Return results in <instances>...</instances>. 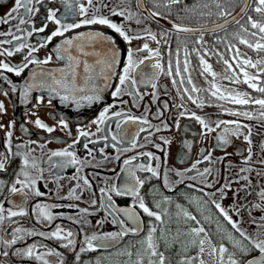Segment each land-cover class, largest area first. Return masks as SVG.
<instances>
[{
	"label": "snow or ice",
	"instance_id": "1",
	"mask_svg": "<svg viewBox=\"0 0 264 264\" xmlns=\"http://www.w3.org/2000/svg\"><path fill=\"white\" fill-rule=\"evenodd\" d=\"M120 2L123 3V0H120ZM181 2L182 0H163L161 5L158 0H153L155 7L162 6L165 9H170L172 5ZM233 3H235V0H210V2H204L202 5L198 4L191 9V11H195L196 8L202 7V9H207L208 11H201V15H212L211 7L214 5L217 10L216 15L224 18V22L216 24L211 29H194L173 23L169 30H174L177 34H198L194 43L195 45H200L203 48V52L197 47H193L191 52L195 53L199 58L200 75L211 76L213 78L212 81H209L210 87L208 89H202L198 88L191 78V61L186 44L183 46V62L179 58L181 48L179 46L177 47V58L174 68L173 62L169 60L168 67L165 70L159 59L161 56L159 48L152 49L148 43H144L142 47L135 49L129 47L127 49L123 67L120 71H117V67L121 65L122 61L120 50L115 47L113 36L99 30L88 32L76 31L85 27L100 25L111 29L128 44H131L132 40L143 39L140 35H129V30L110 18L111 16H120L124 17L125 20H131L136 13L125 15L126 9L124 8H110L109 0H14V5L10 11L4 17H0V25H10L7 31H0V84L8 86L7 88L0 87V94L8 96L9 93H17V85L6 73L13 74L16 77H22V74L29 68V65H35L39 70L33 69L28 79L20 87L19 96L22 104L29 102V95L33 90H39L48 93L49 104L52 103L53 99L58 97L61 104H66V102L71 101L77 108H80L85 103L91 106L94 103L102 102V94L110 88L114 89L110 93L113 98V103L105 106L92 123L97 125V132H104L103 140L108 141L110 137L111 142H114L111 143V147L116 149L117 155L115 159L119 161L125 153L144 148L147 144L152 143L153 147L164 152V160L162 161L160 156L150 151H137L134 155L123 159L120 172L117 173V176L122 179V183L119 185L117 183H110L111 177H108L105 180L104 186L99 188L102 198L99 200L98 210H104L107 215L112 217L111 223L118 225L120 229L118 232L100 235L93 234L91 236L85 235L82 242L83 246L79 247V250L76 251L77 241L74 238L76 234L71 230L65 231L59 225H56L54 230L47 233L43 231L38 232L34 228L28 230L15 227L12 229L11 239L0 235V244H3L5 248H12L18 242L24 241L26 237L39 236L45 240L55 239L61 242L60 247L73 251L76 260L79 261L81 253L96 251L97 249H108L114 246V242L126 235H138L143 231L140 216L142 212L150 218L146 235L137 241V244L119 253V255L129 257V260L125 261L124 264H172L167 253L173 250H175L177 256L175 264H209V261L205 259L206 255L211 259L212 264H264V216H260L257 219L252 215L253 210L264 211V184L257 183L256 185L258 189L256 191V196L259 200L258 203L249 206L247 202H239L241 192L244 193L246 199L253 191L250 177L248 175H241V173L251 172L253 169L242 167L239 173L234 174L236 179H226L220 187H215L219 181L215 179L213 170L205 167L201 171L197 167L204 162H216L213 159L212 152L209 151L207 155L201 154V158L195 163H192L191 167L185 169L184 172L175 171V176L178 179L173 180L169 175L173 170L167 168L164 169L163 176L161 177L159 170L167 162V150L161 148L160 144H154L148 136L144 137V144H140L137 140V137L141 133L147 131L143 125L153 127L149 123V120L146 116H136L123 108L113 110L120 105L128 103L127 100L122 99L124 96H131L133 100L137 98L142 100L143 95L138 90L140 85L151 86L153 89L151 93L153 103H156V90L158 89L156 81L161 74L171 77V82L174 87H177V94L181 100L180 104H173L172 106L184 109L178 115L180 117L190 116V118L197 121L203 129L202 134L204 136L217 133L214 137L217 141V146L224 147L229 145L231 143L229 137L239 138L243 136L244 141L249 144V155L243 161V163L247 164L252 158L251 129L247 124L241 123L238 119L206 120L203 116L195 112L189 113L183 102L186 96L187 100L191 101L192 104L203 108L205 106L203 96L194 97L193 94L208 92L211 98L231 102L237 106L258 105L260 111L256 117H254L251 111L224 109L223 105H219V107L227 115L243 117L245 119L255 118L264 122V98H256L248 92H239L235 91V89L223 87L216 82L217 76L221 74L213 71L212 65L205 59L207 56L216 55L218 62L223 63L225 66L222 79L231 84L247 85L249 89L262 94V97H264V0H239V11L225 6ZM46 4L49 6L46 8L45 19L47 22L55 24L56 27L39 42L38 47L30 45L27 43V37H32L34 33H45L49 27V23H43L38 28L34 26L28 28V25L34 23L33 18L40 13L41 8ZM53 4L62 6V15H58L60 13V7H52L51 5ZM38 5L40 7H37ZM137 8H143V0H137ZM105 9L109 11V15L107 16L104 15ZM161 16L162 14L160 12L152 11L149 12V15L145 19ZM69 17L73 19L70 22H65ZM162 18L166 19V17ZM13 21L18 22L12 25ZM136 22L141 23L142 21L137 20ZM233 25L237 26L236 31L228 32V28ZM144 31L148 37L157 41V36L154 33L148 29ZM219 31H224L225 36L220 37L216 35ZM21 32L25 34L23 41L21 36L17 35V33ZM205 34L216 35L214 44H224L227 53L231 54V59L226 58L224 53L215 48H207V41L204 39ZM162 35L167 36L168 31H165ZM57 37H60L61 40L52 51L55 53V59L64 62V66L45 69L41 66L49 64L53 60V56L48 55L44 59H39L34 53H37L40 48L47 47ZM165 43H167V40H165ZM5 45L11 47H4ZM238 45L246 46L247 49L259 54L260 58L253 61L247 57V53L243 52ZM140 52H147V55L137 60L135 58L136 53ZM17 54H21L22 60L20 63H13L9 58H13ZM169 55L171 56V51ZM154 58L155 60L152 62ZM146 62H151V73H144L140 70L141 66L145 65ZM249 69L253 71L250 72ZM237 70L239 74H242V80ZM185 74H188L186 78ZM177 77L180 78L179 81H177ZM113 78H116L118 83L113 85ZM186 85H190L191 87L189 88ZM181 89L182 93L180 91ZM144 95H148V93H144ZM36 101L37 103H42L43 97H36ZM133 106L138 107L139 105L134 104ZM168 109V103L164 102L163 109L157 108L156 118L158 119ZM5 112L4 103L0 101V115L5 114ZM31 114L36 115L34 112ZM111 122L115 123V132H111L110 130ZM58 123L62 129L68 128V124L63 119H60ZM34 124L37 128L43 129L48 133H52L55 130L53 127H49L43 123L39 118L35 119ZM14 125L15 121L10 122L7 126L0 124V129L5 127L9 129L6 132V143L3 145L6 151H0V173L7 171L8 165L14 158L19 157L21 161L20 169L16 173V179L12 182L11 186H7L6 182L0 179V194L7 187L10 195L5 199L11 205L6 210L7 215L5 216L4 201H0V225L6 219L15 223V221H12V218L28 215L24 205L27 203L29 196L40 197L45 195L37 187L38 181L45 180V184L48 183L44 176V170L40 168L36 158L31 155L35 151L34 148L29 146L31 142L17 145L18 150L15 152L12 151L11 129ZM129 125H136L138 130L129 133ZM163 126L165 129L168 128L167 124ZM20 127L23 132L28 131L24 124H21ZM177 127H179L178 122ZM218 129H220L219 132H217ZM242 129H248V133L245 134ZM156 131H160V129L157 128ZM69 135H71L70 132ZM95 135L96 133L81 130L73 144H69L63 150L50 152L46 161L49 165V173H52L53 169L62 170L69 166L74 167L80 165L81 167L77 169V173H79L82 167L88 166L91 163L90 161L80 160L75 152L70 149L76 143H79L81 137ZM151 135L149 133V136ZM160 139L163 145L171 144V140L169 139L163 137H160ZM88 143L95 145L97 141L89 140ZM88 143H85L83 146L88 151V156L95 160L94 149H90ZM105 147H108V145L106 144ZM185 147L190 150L191 144L186 142ZM19 149H24V151H20ZM99 152L103 156L104 148H100ZM228 155L230 154L225 153V156L220 157L219 160L223 162ZM140 157H146L148 163L138 162ZM53 158L59 159L54 160ZM103 158L108 159L107 156H103ZM134 161H137V163H133ZM152 161H155V166H153ZM260 163H264V161H260ZM92 166L98 167L99 165ZM230 167L231 165H229ZM111 171L115 170L112 169ZM33 172L36 174L33 175ZM138 172L149 173L150 176L141 178L137 175ZM191 173L195 174L192 175ZM262 174L264 173L257 172L258 176ZM96 175L99 176L100 174L97 173ZM152 178H161L164 187L169 191H172L174 186L185 183V180L192 181V183H188L186 186L201 192L202 197H193L189 202L197 206V210L203 217V222L207 223L212 222V217L204 215L206 206H214L219 217H222L223 221L231 226V230H229L221 225L219 219L216 221L217 233L220 235L221 241L226 239L231 244V250L223 242L214 243L210 232L203 226L201 219H198L196 215H193L188 209L178 203L175 205L177 210L175 213L177 228L175 235H173L171 229L167 227L172 222V216L169 209L163 206L165 204H171V199L164 196L163 200H157L154 205L156 210H152L146 204L144 196L141 195V189ZM59 179L60 177L57 175L55 182L58 183ZM73 179H82L85 190L92 188V184L86 177L76 175ZM240 180L246 181V183L233 190L232 184L239 183ZM60 186L62 187V185ZM79 187L80 185H77V188ZM211 188H215V191H205V189ZM229 191H233L234 199L236 200V204L231 210L225 209L220 202L227 198ZM17 195L21 197L19 204L12 200V197ZM113 195L116 197H130L132 204L128 207H118L113 199ZM69 198L74 200L81 199L80 195L76 194V188L71 189L68 196L61 197V199ZM91 205L96 206L97 199H92ZM60 207L79 209L77 204L49 205L36 203L32 208V212L36 215L38 223L51 225L57 218L53 214L52 209ZM242 211H247L249 223L256 225V231L254 233H249L247 229L241 226L242 218L233 219V215L240 217ZM79 213L87 215L93 214L86 208L79 209ZM60 215L62 216L63 214ZM67 219L72 220L74 223H80L83 215L81 216V220H77L73 216H68ZM181 222L184 225L183 228L180 226ZM97 223L102 224L103 221H98ZM4 231L7 230L5 229ZM234 233L238 234V236ZM37 247L38 245L33 243L22 248H15L11 254L21 259L34 260L37 264H64L60 252L47 248L43 243L39 247L45 248V251L38 252ZM132 248L135 251H132ZM191 250H195V256L189 255ZM256 251H258V255L250 259H244L250 253ZM0 255L8 257L9 252L3 250L0 251ZM238 255L240 258H238ZM49 257H55V259L50 260L48 259ZM133 257L135 258L133 259ZM97 264H100V262L97 261Z\"/></svg>",
	"mask_w": 264,
	"mask_h": 264
},
{
	"label": "flooded vegetation",
	"instance_id": "2",
	"mask_svg": "<svg viewBox=\"0 0 264 264\" xmlns=\"http://www.w3.org/2000/svg\"><path fill=\"white\" fill-rule=\"evenodd\" d=\"M159 3H163V0H158ZM210 2V0H207ZM14 5V0H0V17H4L10 9ZM179 5V4H176ZM49 5H45L41 8L40 13L33 18L34 23L28 25V28L31 27H40L43 23H49L48 29H46L45 33H34L32 37H27V43L33 46H37L40 41H42L46 35L50 34L52 30L55 29L56 25L47 22L45 19L46 16V8ZM52 7H60V13L58 15H62L63 8L58 4L51 5ZM214 6V5H212ZM226 7L232 8L235 11L239 9V0H235L233 4H227ZM37 7H40L39 5ZM109 7L110 8H124L126 9L125 15L129 13H136L135 16L131 20H125L124 17L120 16H111L110 18L118 23L121 24L125 29L129 30L128 34L135 36L140 35L143 39H135L131 41V44L126 43L127 49L129 47L135 49L137 47H142L144 43H148L150 48L157 49L159 48L161 52V56L159 57L162 67L166 70L168 67V62L171 60L173 62V68L175 66L176 60V49L179 46L181 48L180 52V60L183 62V46L186 44L189 50V59L191 61L190 64V75L194 82V84L198 88L208 89L210 87L209 81H212L213 78L211 76H202L200 75V67H199V58L196 56L195 53L191 52L193 47H197L201 49L203 52V48L200 45H195L194 41L198 37V34L193 33H179L177 34L174 30H171V25L173 23L180 24L185 27L194 28V29H211L213 28L214 24L219 23L224 20V18L219 17L216 15L215 20L213 21H205L200 23H190V22H183L176 18H173L176 14L179 13L178 10L171 6L170 9H165L164 7H155L153 0H143V8H137V0H123V3L120 0H109ZM157 11L162 14L161 17L156 18H149L145 19L146 16L149 15V12ZM215 11L216 8H215ZM252 14V13H249ZM104 15H109L108 9L104 10ZM162 17H166L162 18ZM73 18L69 17L65 22H70ZM78 19V18H77ZM140 20L141 23H137L136 21ZM18 21H13L12 25H15ZM10 25H0V31H7ZM24 27V26H22ZM89 27H94L99 30H103L106 34L111 35L113 32L111 29H108L105 26L100 25H93ZM237 26L233 25L228 28V32L236 31ZM148 29L152 33L157 36V41L152 40L150 37L147 36V33L144 31ZM80 30V29H79ZM77 31V30H76ZM168 31L167 36H163L162 34ZM22 38V41L25 39V34L23 32L17 33ZM216 35L223 37L225 36L224 31H219ZM216 35L212 34H205L204 39L207 41L206 47L209 49H217L220 52L225 54L226 58L231 59V54L227 53L226 47L224 44H214L216 39ZM61 38L57 37L48 44L45 48H40L37 53L34 55L39 59H44L48 55L53 56V60L41 67L45 69H53L57 67H63L64 62L57 61L55 59V53L52 51L53 48L60 42ZM167 40V43H165ZM235 43V41H233ZM15 43V42H14ZM4 47H11L9 45H5ZM238 47L247 53V57L255 61L256 59L260 58V55L256 52H253L246 48V46L238 45ZM171 51V56L169 55ZM26 54V50H25ZM147 55V52H140L136 53L135 58L137 60L144 58ZM13 61V63H20L22 60L21 54H17L13 58H9ZM205 59L210 63L213 67V71L220 76H217L216 82L222 85L223 87L229 89H235V91L239 92H248L251 96L256 98H264L262 94L258 92H254L253 90L249 89L247 85L244 84H231L228 81L222 79V75L224 74L225 66L223 63L218 62V58L216 55H211L205 57ZM126 60V58H125ZM124 60V61H125ZM155 58L152 62H154ZM123 67V65H122ZM39 70L35 65H29V68L25 70L24 73L28 72L29 74L31 71ZM122 69V68H121ZM141 71L144 73H151V62H146L145 65H142L140 68ZM252 72V69H249ZM23 73V74H24ZM237 73L240 79H243L242 74H239L238 70ZM10 77V79L17 85L18 84V77L14 76L13 74L6 73ZM188 74H185V78ZM179 81V77L176 78ZM172 78L166 75L161 74L159 79L156 81L158 84L157 91V102L153 103V97L151 93L153 89L150 85H140L139 91L141 95H143V99L140 100L137 98L133 100L131 96H124L122 99L127 100V104L120 105L118 108L113 110H120L123 108L126 111H130L132 114L136 116H146L149 120V123L153 127H148V125H143L147 129L146 132L140 134L137 137V140L140 144H144V137L148 136L149 139L154 144H160L161 148H165L167 150V162L166 164L159 170L161 173V177L163 176L164 169H172L173 171L169 173L170 177L175 180L178 179L175 176V171L184 172L185 169L190 168L192 163H195L198 159L201 158V154L207 155L209 151L213 154V159L216 161L215 163L204 162L199 164L197 167L202 171L205 167L211 168L213 170V174L216 180L219 181L215 185V187H220L221 184L225 182L226 179H236V173L240 172V169L243 168H251L253 171L241 173V175H248L253 185V191L251 195H248L245 199V195L243 192L240 193V203L247 202L249 206L251 204L258 203V197L256 196V188L257 183L264 184V174L258 176L257 172L264 173V163H260V161H264V122L259 121L258 119H245L243 117H233L227 115L223 112L219 105H223L224 109L230 110H240V111H251L254 117L259 115V106L250 104L247 106H237L232 104L231 102L227 101H219L215 98L210 97V93H194L193 96H203L205 101V106L203 108L197 107V105L192 104L191 101L187 100V97H184V103L188 112H195L198 115L203 116L206 120L209 121H216L221 119L226 120H233L238 119L241 123L247 124L251 129V149H252V158L248 161L247 164L243 163L245 158L249 155L248 149L249 144L244 141L243 136L237 137H229L231 143L227 146L221 147L217 146V141L214 139L217 133H211L207 136L202 134L203 129L201 125L195 121L194 119L190 118V116L180 117L178 113L183 111L184 109L173 107V104H180L181 100L177 94V87H174L172 84ZM118 83V80L116 81ZM189 88L190 85H186ZM0 87L7 88V85L0 84ZM114 90V89H112ZM182 93V89L180 90ZM144 93H148V95H144ZM43 95H48L47 92H42L39 90H33L30 93V96H35L34 100L30 99L27 104H22L19 99V94L17 93H9L8 96H4L0 94V101L4 103L5 107V114L0 115V124L7 126L10 122L15 121L14 127L11 129L12 131V151H17V145L30 143V147L34 148L35 151L31 153L37 160L40 168L44 170V176L48 181L45 184V180L38 181L37 187L41 192H44V196L35 197L29 196L27 203L24 205L25 211L28 215L25 216H17L12 218V223L9 220H5L2 225H0V235L5 236L7 239H11V232L12 229L15 227H21L24 229H35L36 231H43L45 233L52 231L55 229L56 225L61 226L65 231L71 230L75 235V239L77 241L76 244V251L79 250V247L83 246L82 242L85 238V235L91 236L93 234H106V233H113L118 232L120 229L118 225L111 223L112 217L107 215L104 210L99 209V200L102 198L101 193L99 192V188L104 186L105 180L108 177H111L110 183H117L118 185L122 183V179L117 176V173L120 172V167L122 166L123 159L126 157H130L135 154L137 151H150L157 156L161 157V160H164V152L158 150L157 148L153 147L152 143H149L144 148L136 149L124 154L121 157V160L117 161L115 156L117 155L116 149L111 147L110 137L108 141L102 139L104 132H97V125L93 124L92 121L95 120L99 112L103 110V108L109 104L113 103V98L109 97V100L103 106L93 109L89 113L81 112L77 114H64L58 112L57 109L64 108V105L56 104L52 101L51 104L48 103V100L43 97ZM36 97H43L42 103H37ZM164 102H167L169 105V109L163 112V115L160 116L158 119L156 118L157 108L163 109ZM134 104H138V107L133 106ZM210 105V106H209ZM67 108H72L67 106ZM35 113L36 115H32L31 113ZM39 118L43 123L48 125L49 127H53L55 130L52 133H48L43 129H39L35 126L34 121L35 119ZM63 119L67 124V129H62L59 126L58 121ZM163 122V123H162ZM177 122L179 123V127H177ZM21 124H24L25 127L28 129L27 132H23L21 130ZM164 124L168 125V128H164ZM159 128L160 131H156ZM88 131L90 133H96L95 136L89 137H81L79 143H76L71 151H74L76 156L80 160H88L91 163L88 166L82 167L81 171L77 173V169L80 168V165L77 166H69L62 170L53 169L52 173H49L48 168L49 165L46 162L48 159V154L52 151L63 150L67 148L69 144H73L76 137L79 135V131ZM110 130L111 132H115V123H110ZM138 130L136 125H129L128 131L129 133H133ZM9 131L7 127L0 129V151H6L3 145L6 143V132ZM220 129L217 130L219 132ZM242 131L247 134L248 129H242ZM69 132L71 135H69ZM149 133L152 135L149 136ZM160 137L165 139L171 140V144L163 145ZM89 140H95L97 143L95 145L88 143ZM191 144V149L185 147V143ZM88 143V147L90 149H94V155L96 159L93 160L92 157L88 156V151L84 148V144ZM108 147H105V145ZM130 146V145H125ZM100 148H104L103 156H107L108 159H104L102 154L99 152ZM20 151H24V149H19ZM203 150V153H202ZM225 153H229L226 159L221 162L219 160L220 157H224ZM54 160L59 158H53ZM140 163H148L146 157H140ZM20 158H14L11 163L7 167V171L4 173H0V179H3L6 182L7 186H11L12 182L16 179V173L20 169ZM133 163H137L134 161ZM153 166H155V161H152ZM92 165H99L98 167H94ZM229 165L231 167L229 168ZM114 169L115 171H111ZM99 173L100 175L97 176L96 174ZM36 173L33 172V175ZM194 175L195 173H191ZM57 175L60 177L58 183L55 182L57 180ZM79 175L82 177H86L90 183L92 184L91 189H84L83 180L82 179H73L74 176ZM137 175L141 178L150 176L149 173H141L138 172ZM210 179H212L210 177ZM188 183H192V181L185 180V183L179 184L174 186L172 191H169L167 188L164 187L163 180L161 178H152L149 180L144 187L141 189V195L144 196L146 204L152 209H155V202L157 200H163L164 196H167L171 199V204H165L164 207L169 209V212L172 216V222L167 225L171 230L177 228V222L175 219L176 207L175 205L178 203L182 205L184 208L188 209L193 215L197 216V206L195 204L190 203L189 201L193 197L200 198L202 197V193L188 188L186 185ZM246 181L240 180L239 183H233L232 189L235 190L242 185H244ZM62 185V187L60 186ZM77 185H80L77 188ZM76 188V194L80 195V200L74 199H61V197L68 196V193L71 189ZM205 191H215V188L205 189ZM95 193V195H93ZM10 193L7 190V187L4 189L3 193L0 194V201H4L3 207L5 209L4 215H7V209L11 207L10 204H6L5 198L8 197ZM92 199H97V205L92 206L91 201ZM113 199L115 200L118 207H128L132 204V200L130 197H116L113 195ZM206 199V198H205ZM15 203L19 204L21 202V197L19 195L16 196ZM222 206L225 209L231 210L234 205L236 204V200L234 199L233 191H229L227 198L223 201H220ZM36 203H45V204H58V205H69V204H77L79 209H88L91 215L81 214L79 213V209L77 208H68V207H60L52 209L54 215L57 218L52 222L51 225H47L46 223H38L36 215L32 212V208ZM209 209L213 212H217V210L212 205H207ZM208 209V210H209ZM207 210V211H208ZM137 211H139L137 209ZM60 214H63L62 216ZM83 215V219L81 220V216ZM204 215L207 216V213L204 212ZM219 215V214H218ZM252 215L257 219L260 216H264V211L253 210ZM68 216H73L77 220H81L80 223H74L72 220L67 219ZM143 231H141L138 235H126L123 238L119 239L118 241L114 242V246L108 249H97L96 251H89L80 254V260H76L75 253L69 249H65L60 247V241L55 239L45 240L42 237L35 236V237H26L24 241L18 242L12 248H5L3 244H0V251L6 250L9 252V256L5 257L0 255V264H37L34 260H26L21 259L20 257L14 256L11 253L15 250V248H22L26 245H31L36 243L38 245L37 251L42 252L45 251V248L39 247L41 243L47 246V248L55 249L56 251L62 254V258L64 264H97V261L100 264H124L125 261L129 260V257L126 255H119V253L123 252L125 249L131 248L132 245L137 244L144 235H146L147 228L149 226V219L146 215L142 212L140 213ZM242 218L241 226L249 233H254L256 231V225L249 223V217L247 211H242L240 217L233 215V219H240ZM203 220V218H198ZM222 222L221 225L226 228H231L230 225H227L223 218L221 217ZM98 221H103L102 224H98ZM130 223V222H129ZM11 225V226H10ZM213 225L214 223H207L203 222V226L210 232L211 238L214 243L223 242L228 247V241L225 239L221 241L220 235L217 233L216 240L213 239ZM182 228L184 227L183 223L181 222L180 225ZM7 231H4V230ZM217 229V228H216ZM175 235L174 233H172ZM238 235V234H237ZM97 243V242H94ZM135 251L134 248L131 249ZM170 254L176 256V252L170 251ZM258 251L250 253L244 259H250L253 256L258 255ZM190 256H195V250H191L189 252ZM48 259L53 260L55 257H49ZM134 259V257H133ZM205 259L209 261V264H212L211 259L206 255ZM172 261V260H171ZM174 264V261H172Z\"/></svg>",
	"mask_w": 264,
	"mask_h": 264
},
{
	"label": "water",
	"instance_id": "3",
	"mask_svg": "<svg viewBox=\"0 0 264 264\" xmlns=\"http://www.w3.org/2000/svg\"><path fill=\"white\" fill-rule=\"evenodd\" d=\"M237 11H239V9ZM223 22H224V20L219 22V23H223ZM219 23H216V24H219ZM216 24H214L213 26H215ZM96 30H99V29L94 28V27H85V28H82V29L77 30V31L88 32V31H96ZM99 31H103V30H99ZM103 32H105V31H103ZM111 36H113V38L115 40V47H117L120 50L122 63H121V65H119L117 67V71H120L121 68H122L123 62H124V60L126 58V52H127L126 42H124L122 40V38H120L118 36V34H116L114 32L111 33ZM29 76H30V74L28 72H26V73L22 74V77H18V84H17V89H18L17 92H18V94H19L20 87L24 84L25 80H27ZM116 81H117V79L113 78V80H112L113 85L116 83ZM111 91H112L111 88L108 89L105 93L102 94L103 95L102 102L94 103L91 106H89V105H87L85 103L83 107L77 108L76 105L74 103H72L71 101L66 102V104H61L58 97L53 99V102L56 103V104L65 106L64 108L57 109L58 112H60V113H64V114H72V113L73 114H77V113H81V112L89 113L93 109L99 108V107L103 106L104 104H106L108 102V100H109ZM43 97L48 100V95H43ZM34 98H35V96H30L29 95V101H30V99L34 100ZM19 99H20V96H19ZM67 106H70L72 108H67ZM12 200L15 201L16 200V196H13ZM5 202H6V199H5ZM6 204H9V203L6 202Z\"/></svg>",
	"mask_w": 264,
	"mask_h": 264
},
{
	"label": "trees",
	"instance_id": "4",
	"mask_svg": "<svg viewBox=\"0 0 264 264\" xmlns=\"http://www.w3.org/2000/svg\"><path fill=\"white\" fill-rule=\"evenodd\" d=\"M204 2H207V0H182V2L179 3V5H172V6H174V8L176 10L179 11V13L176 14L175 16H173V18H176V19L183 21V22H190V23H200V22H205V21H213V20L217 19L215 6L211 7L212 15H201L200 14L201 11H208L207 9H202V7H198V8H196L195 11H191V9H193L195 6H197L198 4L202 5ZM208 209L209 208L206 207L205 212L207 213V216L212 217V223H214L213 230H215V231H213L212 236H213V239H215L216 235H217V233H216L217 232L216 221H217V219H219V221L221 223L222 219H221V217H219V215L216 212H213L211 209H209V210ZM197 217L203 218L199 211H197ZM201 221L203 223V220H201ZM228 229L231 230V228H228ZM171 231L174 234L176 232V230L174 228ZM235 235H237V234H235ZM218 238H220V237H218ZM228 247L231 250V244H229V242H228ZM167 255H169L170 259L172 261H174V264H175L177 256L173 255L172 253L171 254L167 253Z\"/></svg>",
	"mask_w": 264,
	"mask_h": 264
},
{
	"label": "rangeland",
	"instance_id": "5",
	"mask_svg": "<svg viewBox=\"0 0 264 264\" xmlns=\"http://www.w3.org/2000/svg\"><path fill=\"white\" fill-rule=\"evenodd\" d=\"M238 258H240L239 255H238Z\"/></svg>",
	"mask_w": 264,
	"mask_h": 264
}]
</instances>
